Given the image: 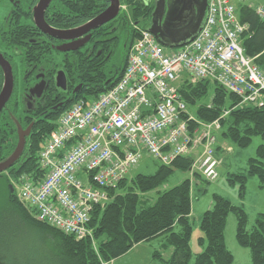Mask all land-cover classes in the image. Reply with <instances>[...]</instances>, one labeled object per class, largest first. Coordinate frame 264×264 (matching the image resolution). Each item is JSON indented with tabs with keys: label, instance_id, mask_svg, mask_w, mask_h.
<instances>
[{
	"label": "trees",
	"instance_id": "16d2710c",
	"mask_svg": "<svg viewBox=\"0 0 264 264\" xmlns=\"http://www.w3.org/2000/svg\"><path fill=\"white\" fill-rule=\"evenodd\" d=\"M108 3L109 0H56L48 11L47 21L58 29L76 27L102 12ZM122 3L128 7L125 22H112L97 28L95 42L87 52L64 55L61 68L68 82L67 89L78 84L81 89L58 106L55 101L52 106L57 107L48 111L35 104L31 110L21 112L13 100L19 89L18 79L21 83L29 79L33 69L42 67L48 75H53L58 64L53 65L51 48L36 42L38 29L32 23L14 21V12L0 23V50L8 54L11 61L20 59L23 66V71L17 72L12 64L13 96L0 111V163L16 147L17 128L31 125L20 156L0 173L7 184L17 182L22 175L41 178L38 152L55 130L58 116L77 100H88L86 96L96 97L106 91L122 74L127 48L137 35L134 27H143L141 21L150 12L140 0H122ZM236 11L240 23L247 25L241 36L244 53L255 56L254 63L264 72V23L254 9L243 2L237 3ZM122 32L126 33L125 54L116 58L115 48ZM29 39L35 42L30 43ZM31 66L33 69L29 72ZM2 82L0 68V90ZM178 90L186 104L195 107L194 115L198 120L207 123L217 120L220 136L236 147L245 148L253 137L260 138L254 156L247 160L246 169L228 173L226 181L229 185H237L241 196L249 177H255L258 186L264 187V105L240 103L237 95L209 80L183 81ZM191 163L190 156L178 157L169 166H160L153 175L139 173L131 179L125 176L114 185L104 187L106 199L91 205L88 227L92 233L79 239L35 219L8 188L9 201L17 204L13 205L19 218L15 230L26 227L38 242L39 251L32 256L21 249L11 251V240L8 245L1 240L0 264H104L125 255L137 244L152 241L160 242L159 250L152 253L160 264H232L233 256L223 235L226 215L232 211L237 217L236 241L249 250L251 264H264V212L257 214L250 224L241 207L217 194L212 195L210 206L200 216L201 236L197 239L200 252L192 254L189 245L192 181L185 178L170 189H160L174 169L189 171Z\"/></svg>",
	"mask_w": 264,
	"mask_h": 264
},
{
	"label": "built area",
	"instance_id": "2783aa9c",
	"mask_svg": "<svg viewBox=\"0 0 264 264\" xmlns=\"http://www.w3.org/2000/svg\"><path fill=\"white\" fill-rule=\"evenodd\" d=\"M253 9L264 23V4ZM136 30L115 84L58 116L38 152L43 176L22 175L15 183L17 200L35 219L77 239L91 235V205L106 199L104 187L124 178L143 152L168 166L199 147L191 172L208 181L218 177L214 131L220 124L189 114L176 83L181 74L215 82L240 103L264 105V72L244 53L247 25L231 0H208L198 32L173 51L148 30Z\"/></svg>",
	"mask_w": 264,
	"mask_h": 264
},
{
	"label": "rangeland",
	"instance_id": "374dc122",
	"mask_svg": "<svg viewBox=\"0 0 264 264\" xmlns=\"http://www.w3.org/2000/svg\"><path fill=\"white\" fill-rule=\"evenodd\" d=\"M263 1L264 0H248L243 1V3L248 6L255 7L256 3ZM234 3L236 5L237 2L235 1ZM141 26L144 27L145 24H141ZM123 44L124 37L123 34H121L114 55L116 58H120L125 54ZM166 50H169L168 47H166ZM13 62L19 64L20 59L15 58ZM183 81L197 82V80H194L187 73L181 74L176 80V83L180 84ZM86 97L90 99L96 98L91 96ZM194 110L195 107L188 106L189 114L196 118ZM201 123L207 122L201 121ZM201 127L202 125H200V128ZM214 132L217 136L215 146L217 148L216 150L218 151V155L220 156L218 178L214 181L208 182L198 174L174 169L160 187L161 190H167L177 185L185 178L189 177V179L194 180L193 185H191L190 219L192 224V233L189 242L192 254L200 252V247L197 242L198 237L201 236V231L198 227L199 219L201 214L209 207L213 194L226 198L234 206L241 207L246 213L250 224L253 222L257 214L264 212V187L260 188L258 186V180L255 177L248 178L245 192L242 196L239 194L237 185H229L226 181L228 173L242 172L246 169L247 160L249 157L254 156L255 149L261 142L260 138L253 137L251 143L247 147L238 148L229 140L223 139L220 136L219 130ZM228 148H231V151H229ZM160 166L161 165L157 161L153 160L150 156L144 153L140 162L128 171L126 177L131 179L139 173L153 175ZM80 174L82 175V172H80ZM11 182L12 181L9 183L12 184ZM10 184L6 183L3 176L0 177V225H2L0 227V241L3 240V242L9 244V241L11 240V251L21 249L22 251H27V255L32 256V253L39 251L37 250L38 242L36 243V239H34L33 235L31 237V234L26 227L22 228V226H20L17 228L18 230H15L16 221H18L19 218L18 212L15 209L16 207H13V205L15 206L17 204L10 202L8 198V188ZM15 187L16 189H14V194L17 191V185ZM236 227V214L233 211L229 212L225 218L223 235L225 245L233 256L232 264H251L249 250L240 246L236 241ZM159 248L160 242L158 241L143 243L142 245L137 244L128 253L118 259H115L114 264H160L156 258L152 257V253L155 250H159Z\"/></svg>",
	"mask_w": 264,
	"mask_h": 264
},
{
	"label": "flooded vegetation",
	"instance_id": "af4514ba",
	"mask_svg": "<svg viewBox=\"0 0 264 264\" xmlns=\"http://www.w3.org/2000/svg\"><path fill=\"white\" fill-rule=\"evenodd\" d=\"M39 1L40 0H0V10H1L0 11V23L4 22L5 19L9 17L11 12H14L13 13V16L15 18L14 21L22 22V23H32L35 26L34 10L36 9ZM55 1L56 0H49V2L46 4V6L42 10V18L48 25H50L47 21L48 11L51 9ZM140 1H141L142 6L150 8V12L148 13V15H146L143 18L144 20L141 21L145 24L146 28H149L154 23H156L160 17L159 10L156 14H154L155 7L157 6V4H159L160 0H140ZM109 3H108V6H109ZM97 15H95L94 17H96ZM126 16H128L127 4L122 3V0H119V11L117 15L111 20H109L108 22L98 26L97 28L102 27L103 25L111 24L112 22H117V23L118 21L125 22L124 18ZM94 17L88 19L86 22H84L83 24L79 26L68 28V29H79L80 27H82L83 25L91 21ZM10 21H13L12 18L10 19ZM138 27L139 26L137 25L134 27V29H137ZM97 28L91 29L71 40H59L57 38H54L52 36H49L41 32L37 28L38 30L37 32H35L37 34L35 36V38L37 39L36 42H43L49 45V48H51L50 50L52 51V55L54 56V60L56 62V63L54 62L53 65L58 64V67L55 68L53 75L50 76L48 75L47 72L44 71V68L41 67V68L33 69V66H31L29 68V72H30V69H33L31 71V74H32L31 77L29 79H26L23 83H21V81H19L18 79L17 86L19 89L17 90V94L14 96L15 100H13V102L16 106H18L21 112L31 110L32 108H34L35 104L40 105L37 108H42L43 111H48L49 109L56 108L58 105H60L59 104L60 102L70 99L76 92H78L81 89L80 84L76 85V87L73 89H70V90L67 89L68 82L66 81V77L61 68L63 64V57L65 54L69 52H75V51L76 52H80V51L87 52L86 50L87 49L89 50V47H91V45L95 42V35L96 33H98V32L95 33ZM80 33L82 32L80 31ZM121 34H123V37L125 40L126 33L122 32ZM120 35H119L118 41L120 39ZM174 36H176V34H174ZM156 40L158 41L157 38ZM28 41L30 43L35 42L34 39H29ZM68 43H73L72 45H69V46H77V45L79 46L76 49L68 50V51H60L57 49V47H61V46L65 47ZM129 46L127 50L129 49ZM123 47H124V44H123ZM115 52H116V48H115ZM0 53L2 54L3 58L8 62L11 69L14 67V69H16L18 72L23 71V66H21V63L16 64L13 61H11L9 58V55L4 53V51L2 50H0ZM12 64H14V66ZM58 72H62L65 78L63 88L56 85V75ZM3 81H4V78H3ZM2 85H3V82H2ZM30 90L32 91L29 92ZM12 96L13 95L11 92V95L9 99L7 100V102L10 99H12ZM55 101H57L56 103L57 106H52ZM7 102L5 103L4 107L7 105ZM24 116L29 117L28 114H24ZM25 117H24V121H27ZM30 118H32V116ZM27 127L23 129H26Z\"/></svg>",
	"mask_w": 264,
	"mask_h": 264
},
{
	"label": "water",
	"instance_id": "95a60500",
	"mask_svg": "<svg viewBox=\"0 0 264 264\" xmlns=\"http://www.w3.org/2000/svg\"><path fill=\"white\" fill-rule=\"evenodd\" d=\"M48 2L49 0L39 1L34 10V24L41 32L59 40H71L91 29H95L114 18L119 11V0H109V6L105 10L79 29H56L48 25L42 18V10ZM206 5L207 0H160L154 10V14L159 10L160 17L156 23L149 27V31L158 39L160 44L166 47L183 45L188 40L192 39L199 30L201 20L206 11ZM194 21H196V23H194ZM80 31L82 33H80ZM174 34H176V36H174ZM72 44L73 43H68V46L57 47V49L60 51H68L76 49L79 46H69ZM0 68L4 78L0 90L1 111L13 89L12 71L10 65L3 58L1 53ZM64 82L65 78L63 73L58 72L56 75V85L63 88ZM31 91L32 90L29 92ZM29 130L30 125L26 129H21L20 127L17 129L18 140L16 147L11 155L0 163V173L11 167L18 159L24 148L25 136L29 133ZM10 190H13L12 186H10Z\"/></svg>",
	"mask_w": 264,
	"mask_h": 264
},
{
	"label": "crops",
	"instance_id": "0c3cea01",
	"mask_svg": "<svg viewBox=\"0 0 264 264\" xmlns=\"http://www.w3.org/2000/svg\"><path fill=\"white\" fill-rule=\"evenodd\" d=\"M232 2H241V0H231ZM236 3V4H237ZM262 4H264V1L263 2H260V3H256L255 5H262ZM203 18H204V16H203ZM203 18H202V20H203ZM202 20H201V23H202ZM194 23H196V21H194ZM185 24V23H184ZM171 42V41H170ZM171 44H173V43H171ZM177 48V46H169L168 47V51H172V50H174V49H176ZM217 149V148H216ZM200 150H199V148H198V152H199ZM192 155H194V154H192ZM216 155L220 158V156L218 155V151L216 150ZM210 204H211V202H210ZM210 206V205H209ZM143 243H140V244H138V245H142ZM106 264H114V260H112V261H109L108 263H106Z\"/></svg>",
	"mask_w": 264,
	"mask_h": 264
},
{
	"label": "bare ground",
	"instance_id": "6f19581e",
	"mask_svg": "<svg viewBox=\"0 0 264 264\" xmlns=\"http://www.w3.org/2000/svg\"><path fill=\"white\" fill-rule=\"evenodd\" d=\"M35 81V80H34ZM5 110V109H4Z\"/></svg>",
	"mask_w": 264,
	"mask_h": 264
}]
</instances>
